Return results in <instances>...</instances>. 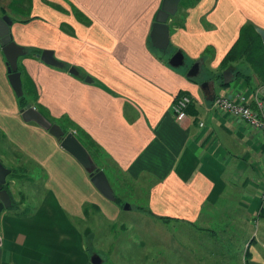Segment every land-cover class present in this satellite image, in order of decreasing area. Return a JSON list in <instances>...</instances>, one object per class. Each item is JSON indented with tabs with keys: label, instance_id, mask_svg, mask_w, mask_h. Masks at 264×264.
<instances>
[{
	"label": "crops",
	"instance_id": "crops-1",
	"mask_svg": "<svg viewBox=\"0 0 264 264\" xmlns=\"http://www.w3.org/2000/svg\"><path fill=\"white\" fill-rule=\"evenodd\" d=\"M183 3L168 21L166 53L151 41L163 0H0V17L13 21V39L27 52L18 66L36 96L29 104L94 150L100 170L109 172L108 162L113 178L146 188L139 211L170 224L171 264H264V138L214 106L221 96H244L252 107L264 100V80L247 63L237 66L243 74L228 69L230 85L215 79L245 25L264 43V0ZM44 51L62 67L36 57ZM177 52L180 68L169 64ZM196 62L195 82L187 73ZM182 95L192 103L178 122L172 106ZM21 110L0 44V162L23 159L28 181L40 174L46 187L32 216L2 213L0 264H92L76 221L106 207L116 219L120 202L107 200Z\"/></svg>",
	"mask_w": 264,
	"mask_h": 264
},
{
	"label": "rangeland",
	"instance_id": "rangeland-1",
	"mask_svg": "<svg viewBox=\"0 0 264 264\" xmlns=\"http://www.w3.org/2000/svg\"><path fill=\"white\" fill-rule=\"evenodd\" d=\"M13 160L14 164L2 160L8 169L15 170L8 176V181H11L15 174L18 175L15 183L9 184L11 199L13 203L25 204L26 207L10 212L24 209L34 212L41 203L42 195L46 192L44 182L39 179L42 176L34 174L35 180L29 178L28 181V175H24L27 172L21 171L23 168L28 170L23 159ZM107 167L109 172L105 171V174L110 177L116 201H120L118 218L113 219L114 212L106 207L101 214L92 212L86 221L75 219L77 227L86 235L91 260L99 258L101 264H141L147 263L144 260L152 262L155 258L156 264H171L170 224L139 211V208L146 205V188L139 183L129 182L121 176L118 177L120 180L113 178L110 172L115 173V170L109 168L108 162ZM127 205L130 210H125ZM7 213L9 209L5 210L3 215Z\"/></svg>",
	"mask_w": 264,
	"mask_h": 264
},
{
	"label": "water",
	"instance_id": "water-1",
	"mask_svg": "<svg viewBox=\"0 0 264 264\" xmlns=\"http://www.w3.org/2000/svg\"><path fill=\"white\" fill-rule=\"evenodd\" d=\"M183 0H163V5L157 14L156 22L153 27L151 41L155 49L160 52L166 53L170 45V30L168 21L171 17L175 16L178 12L179 5ZM13 21L8 17H0V44L3 53L7 60L9 81L18 98L24 96L22 74L19 72L18 62L19 59L25 57L27 52L19 46L13 39L11 28ZM44 63L54 66L62 67V64L55 58L54 53L51 51H44L36 55ZM184 55L177 52L169 60V64L174 68L184 66ZM202 69V62H196L187 73L189 79L197 78ZM71 74L78 75L75 69H71ZM233 80V73L231 70H226L223 74V83L225 86L230 85ZM87 81H91L87 78ZM210 87L209 82H204L201 89L208 92ZM214 94V93H213ZM21 116L26 123H35L50 135L60 141L62 148L73 156L83 168L91 174L92 184L96 189L109 201L115 202L117 199L110 181L103 170H100L90 153L80 143L73 133H65L64 130L55 123L50 122L42 113L36 110L32 105H27L25 109L21 110ZM11 174V170L6 168L0 162V220L2 213L5 210L11 209L13 201L7 190L4 189L7 184V178ZM125 210H130V207L125 206ZM3 246V238L0 233V249ZM92 264H101L99 258H93Z\"/></svg>",
	"mask_w": 264,
	"mask_h": 264
},
{
	"label": "trees",
	"instance_id": "trees-1",
	"mask_svg": "<svg viewBox=\"0 0 264 264\" xmlns=\"http://www.w3.org/2000/svg\"><path fill=\"white\" fill-rule=\"evenodd\" d=\"M200 0H184L183 5L189 6V5H195L199 2ZM189 4V5H188ZM35 52V51H34ZM240 62L247 63L254 72L264 80V43L262 41V38L260 35L257 33L255 30L254 26L251 24L245 25L240 33V36L234 46L231 48V50L227 53L223 61L221 62L220 65V73L217 75L215 79L220 81L221 86H225L223 83V74L226 70L228 69H233L236 70V74H243L242 70L238 68L237 66L239 65ZM249 79V77L247 76ZM192 81H197V79H192ZM23 89H24V96L22 98H19L20 101V107L22 109H25L27 105L30 103V97L36 98L35 94L29 93L23 84ZM53 123H56L53 121ZM60 125L65 126V122L62 120L58 122ZM61 127V126H60ZM65 133H68L63 127H61ZM77 137V135H76ZM77 139L80 141V143L83 145L79 137ZM84 146V145H83ZM85 147V146H84ZM86 148V147H85ZM86 150L90 153V155L93 157L94 150L90 151L88 148ZM15 170L11 171V174H13ZM13 176V175H12ZM18 178V175L15 174L14 178L12 180H15ZM11 180V181H12ZM9 183H7L4 187L5 190L8 191L10 194L9 190ZM11 196V194H10ZM120 202V201H118ZM19 204L13 203V206L9 211H13L15 209H19ZM34 212H29L28 209H24L22 212H17L18 217H30L33 215ZM162 219V218H161ZM168 221L167 219H165ZM1 233V230H0Z\"/></svg>",
	"mask_w": 264,
	"mask_h": 264
},
{
	"label": "built area",
	"instance_id": "built-area-1",
	"mask_svg": "<svg viewBox=\"0 0 264 264\" xmlns=\"http://www.w3.org/2000/svg\"><path fill=\"white\" fill-rule=\"evenodd\" d=\"M192 103V98L187 95H182L177 98L172 106V110L178 122H182L187 117V110ZM255 107H251L244 96L230 98L221 96L215 99L214 106L219 111L230 114L236 117L251 128L259 131L264 138V101L259 97L255 99ZM262 208L264 210V190L261 193Z\"/></svg>",
	"mask_w": 264,
	"mask_h": 264
}]
</instances>
